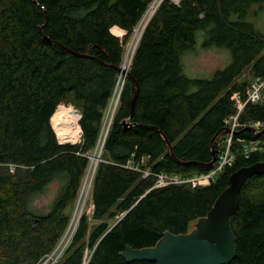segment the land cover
<instances>
[{
	"label": "trees",
	"instance_id": "1",
	"mask_svg": "<svg viewBox=\"0 0 264 264\" xmlns=\"http://www.w3.org/2000/svg\"><path fill=\"white\" fill-rule=\"evenodd\" d=\"M152 1L0 0V264H40L57 247L89 155L99 145L125 42ZM259 14L264 16V0H162L132 57L130 73L140 86L134 114L126 126L134 96L127 79L95 170L97 223L86 245L88 215L83 214L56 264H153L128 262L122 254L128 247L156 246L167 232L188 233L192 222L208 215L236 171L264 160V128L242 126L232 137V165L210 184L157 187L161 172L187 178L211 169L177 163L163 135L144 127H158L180 160L210 162L213 137L238 111L234 93L247 100L251 82L239 78L247 67L254 79L264 77ZM115 26L126 32L124 40L113 33ZM198 31L205 46L232 52L231 62L211 77L184 72L182 55L195 47ZM68 99L82 113L80 142L61 143L51 123ZM257 121L264 123V100L247 102L240 116L242 123ZM222 137L216 140L217 153ZM243 140L262 147L246 155ZM129 161L140 163L141 170L127 166ZM54 181L59 190L49 209L39 212L35 198ZM231 226L236 255L227 264H264V174L246 180Z\"/></svg>",
	"mask_w": 264,
	"mask_h": 264
},
{
	"label": "water",
	"instance_id": "2",
	"mask_svg": "<svg viewBox=\"0 0 264 264\" xmlns=\"http://www.w3.org/2000/svg\"><path fill=\"white\" fill-rule=\"evenodd\" d=\"M34 1L36 2L37 0ZM44 41L49 44L52 43L47 36H45ZM117 69L118 72L124 73L122 65L118 66ZM125 74L134 86V96L131 102V115L128 119L124 120L125 125L128 126L129 119L134 114L140 86L137 79L130 72L125 70ZM78 111L81 118L82 113L80 110ZM144 127L158 130L163 135L171 157L177 163L183 165L196 164L208 169H211L214 166V163L218 158L216 149L217 138L226 133L233 132L234 134H237L240 132L239 130L232 131L228 127H224L220 130L211 141L213 159L210 162L203 163L198 161L180 160L174 154L171 143L158 127ZM245 129L257 131L254 127H247ZM90 157H92V155ZM256 174H264V160L257 162L252 166L243 167L232 175L229 187L221 193L208 215L198 219L199 222L195 230L190 233L180 235H174L167 232L156 246L142 249H133L128 247L122 254L123 257L128 262L145 260L152 262L153 264L229 263L236 255V240L232 231L231 216L238 208L239 195L243 185L249 177Z\"/></svg>",
	"mask_w": 264,
	"mask_h": 264
},
{
	"label": "rangeland",
	"instance_id": "3",
	"mask_svg": "<svg viewBox=\"0 0 264 264\" xmlns=\"http://www.w3.org/2000/svg\"><path fill=\"white\" fill-rule=\"evenodd\" d=\"M174 1L179 2V0H174ZM160 3H161V0H153L150 3V5L147 8V10H150L151 13H149V17L147 18V21H145V23L141 24L139 27L136 26L134 31H133V33H132V35H131V37L127 40V42H125L126 44H125V48H124V55H123L122 64L127 59V54L130 51V46L132 44L131 42L134 41V45H133L134 50H133V52L136 51L135 49H136V47L139 44L140 38L139 39H135L134 38V35H135V32H136L137 28H140V31H141V34H142L143 30L145 29V27L148 24V22L151 19V17L154 15V13H155V11H156V9H157V7L159 6ZM147 10L145 12L146 14L144 13V15L141 18V20L139 21V23H141V21L147 15V13H148ZM255 20H256L258 29H260L264 33V16L262 14H259L258 17H255ZM113 33H115V32H113ZM125 33L126 32L124 31V33L121 32V34H117V33H115V34L120 36L121 39L124 40ZM204 40H205V38L203 36V31H198L197 32V38H196L195 47L193 49H191V50H188V51L184 52L183 55H182V62H183V66H184V72H185L186 75H188L190 77H202V78L211 77L212 74L217 69L224 68L232 60V52H231L230 49L224 48V47H219V46L207 47V46L204 45ZM130 52H131V54L134 55V53H132V51H130ZM130 58H131L130 59V63L127 65L128 66V68H127L128 72H130V68H131V64H132V56ZM118 74H119V72H118ZM127 79H128V77L126 75L122 79V83L119 86V95L117 97L118 99L120 98V90L123 89L125 81ZM239 79L241 81H243V80L246 81L247 80L248 82H253L254 78H253V75H252V72H251V68L247 67L245 69L244 73L242 74V76ZM118 81H119V75H118V78H117V84H118ZM117 84H116V87L114 88V94H113V96L111 98V101L109 103L108 109L106 111L105 119H104V122H103L102 132H101V135H100V138H99V141H100V139H101V141H100L99 145H97L98 147H96L95 150L91 151L89 156H91L93 153H95V151L97 149L102 154V151H103L102 150V142L105 143V139H106V136H107V134L109 132V128H110V125H111L110 123H112L111 122V116H109V114L111 115V111H112V101L115 102L114 96H115V91L118 88ZM117 98H115V99H117ZM118 103H120V102H118ZM61 104H64L66 106H71V107H74L75 109L79 110L78 107L70 99L63 101ZM51 123H52V126L54 128V125H53V122H52V118H51ZM55 131H56V129H55ZM56 134H57V137H58V139H59V141L61 143L62 142L63 143L64 142L75 143V142H80L81 141V139L76 140V141H74V140L63 141L59 137L57 131H56ZM217 140H218V138H217ZM221 141H222L221 142V147H224V149H226V145L225 144L228 142V138H224ZM247 145H249L251 148L255 147L257 145L259 147H262L260 142H250V143H247ZM216 149H217V144H216ZM218 152H219V150H218ZM102 160H103V158H101L98 161V164H97L96 167H98L99 162H101ZM147 160L148 159L146 157L144 163H146ZM91 163H92V159H90V166H91ZM131 165H133V164L131 163ZM10 170L12 172H15V166L11 165L10 166ZM145 170H150V168L147 167V168H145ZM88 171H89V168L87 169V171H86V173H85V175L83 177L81 189H80V192H79L77 200L75 202H73L68 207L67 211H68V213L71 216V220H70L69 226L67 227V229H66L65 233L63 234V236L61 237L57 247L40 264H56L58 262V260L60 259V257L64 253L67 245L72 240L73 234H74L75 230L77 229L79 221H80V218L82 217L83 214H87L88 215V233H87L85 241H86V243L89 241L90 232L92 231V229L94 228L95 224L97 223V221L93 218L94 204H93V198H92L93 182H94V177H95V173H96L97 170L93 174L92 183H91V189L89 191V194H88L87 198L85 199L84 208L81 210V212L76 214V210H77V207H78V204H79V199H80L81 194H82L83 186H84L85 179H86ZM59 187H60V182L59 181H54V182H52V183H50L48 185V187H47V189L45 190L44 193L38 195L35 198V203L34 204L37 207L36 209L39 212L40 211L46 212L49 209V205L52 202V200L55 198V196H56V194H57V192L59 190ZM120 215L121 214H119V216ZM117 218L118 217L110 219V223L114 224L118 220ZM198 222H199L198 220L192 222L190 230H189L188 233H190L191 231L196 229V226H197ZM86 245H88V243ZM86 252H87V259H86L85 263L89 260V257H90L88 249H86Z\"/></svg>",
	"mask_w": 264,
	"mask_h": 264
},
{
	"label": "built area",
	"instance_id": "4",
	"mask_svg": "<svg viewBox=\"0 0 264 264\" xmlns=\"http://www.w3.org/2000/svg\"><path fill=\"white\" fill-rule=\"evenodd\" d=\"M246 94H247L246 101L242 100V96L240 92H236L233 95V99L236 101V106H237L238 111L236 114L231 115L225 119V127L230 128L232 131L238 130L242 126L244 127L253 126L257 130L264 128V123L260 121L250 122V123L240 122L241 113L247 102L249 101L258 102V101L264 100V78L262 77L255 78L253 82H251L250 85L248 86ZM223 135L224 137H222L218 142L219 144V152L217 153L218 158L216 162L214 163V166L211 168L209 172L200 174V175H195L192 177H187V178H182L178 175L167 174V173L161 172L157 174V181H156L155 186L159 187V186H164L170 183H183V182L191 183L193 187H196L198 185L210 184V182L215 179V176L218 175L220 171H222L227 165H232L233 160L235 158V154L231 151L232 137L234 133L231 132V133H226ZM224 138H228V142L225 144L226 149H224V147H221V142H222L221 140ZM242 142L245 144L243 152L246 155H248L252 151L261 149V147H259L258 145L252 148L249 145H247V143H250L251 141L249 142L242 141ZM145 159L146 157L142 158V163H144ZM131 163L133 165H131ZM127 166H130L137 170H141L140 163L135 164L133 163V161H129ZM143 172L145 176L150 174V170L144 169Z\"/></svg>",
	"mask_w": 264,
	"mask_h": 264
},
{
	"label": "bare ground",
	"instance_id": "5",
	"mask_svg": "<svg viewBox=\"0 0 264 264\" xmlns=\"http://www.w3.org/2000/svg\"><path fill=\"white\" fill-rule=\"evenodd\" d=\"M147 12L148 13L145 16V18L141 21V23H139L137 25L138 27L141 24H144L145 21H147V18L149 17V13H151L150 10H147ZM112 31L117 33V34L121 33V30L118 27H114L112 29ZM141 35L142 34H141V31H140V28H137V30L135 32V35H134V38L135 39H139V38H141ZM131 43L132 44L130 46V51H132V53H134L133 52V50H134V48H133L134 41L131 42ZM130 51L127 54V59L122 64V67L124 69V73L121 74V72H119V74H118L119 75V81H118V84H117L118 88L116 89L115 96H114L115 102L112 101V111H111V115L109 114V116H111V119L113 118L115 109H116V107L118 105V102H119L118 101L119 99L117 98L118 95H119V86L122 83V79L126 75L125 74V70H127V68H128L127 65L130 63V59H131L130 57L131 56L133 57V54H131ZM115 98H117V99H115ZM79 120H80L79 111L77 109H75L74 107L66 106L64 104H60L58 106L55 114L52 117V122H53L54 128L56 129L59 137L63 141H68V140L76 141V140L81 139L82 130H81V126L79 124ZM100 141H101V139H100ZM100 141H99V143H100ZM103 145H104V142H102V147H103ZM90 159H92V163H91V166H89V171H88L86 179H85V183H84V186H83L81 197L79 199V204H78V207H77V210H76V214L81 212V210L84 208L85 199L87 198V196L89 194V191L91 189V183H92L93 174L95 173V169L97 168L96 166L98 164V161L101 159V153L98 151V149L95 151V153L92 154V157H90Z\"/></svg>",
	"mask_w": 264,
	"mask_h": 264
},
{
	"label": "crops",
	"instance_id": "6",
	"mask_svg": "<svg viewBox=\"0 0 264 264\" xmlns=\"http://www.w3.org/2000/svg\"><path fill=\"white\" fill-rule=\"evenodd\" d=\"M115 27H118V26H115ZM113 28H114V27H113ZM113 28H112V29H113ZM118 28L121 30L122 33H124V30H123V29H121L120 27H118ZM120 34H121V33H120ZM54 114H55V113H54ZM102 148H103V147H102Z\"/></svg>",
	"mask_w": 264,
	"mask_h": 264
}]
</instances>
